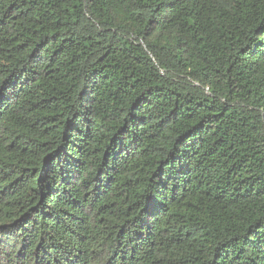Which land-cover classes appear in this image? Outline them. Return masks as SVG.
<instances>
[{
    "label": "trees",
    "instance_id": "16d2710c",
    "mask_svg": "<svg viewBox=\"0 0 264 264\" xmlns=\"http://www.w3.org/2000/svg\"><path fill=\"white\" fill-rule=\"evenodd\" d=\"M0 264H264V0H0Z\"/></svg>",
    "mask_w": 264,
    "mask_h": 264
}]
</instances>
